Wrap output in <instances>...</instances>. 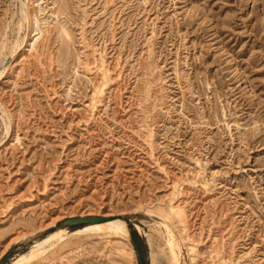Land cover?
Returning a JSON list of instances; mask_svg holds the SVG:
<instances>
[{"label":"rangeland","instance_id":"1","mask_svg":"<svg viewBox=\"0 0 264 264\" xmlns=\"http://www.w3.org/2000/svg\"><path fill=\"white\" fill-rule=\"evenodd\" d=\"M59 230L27 264H264V0H0V261Z\"/></svg>","mask_w":264,"mask_h":264},{"label":"bare ground","instance_id":"2","mask_svg":"<svg viewBox=\"0 0 264 264\" xmlns=\"http://www.w3.org/2000/svg\"><path fill=\"white\" fill-rule=\"evenodd\" d=\"M55 223L51 227L54 226ZM66 234V231L59 230L55 233L48 235L45 239L36 243L31 250L23 255H17L11 264H27L35 259L38 255L41 254L42 250H44L46 245L53 241L61 240L63 235ZM86 234L88 236L96 235V236H118L124 235L127 236L129 234L127 223L121 219H111L106 222L100 224H91L87 225L84 230L77 231L74 235ZM46 250V249H45ZM42 255V254H41Z\"/></svg>","mask_w":264,"mask_h":264},{"label":"water","instance_id":"3","mask_svg":"<svg viewBox=\"0 0 264 264\" xmlns=\"http://www.w3.org/2000/svg\"><path fill=\"white\" fill-rule=\"evenodd\" d=\"M111 219V218H110ZM109 220V218L104 217H78V218H71L63 221L60 223L59 226H66V227H79V226H87L91 224H100L103 222H106ZM58 226H55L52 229L57 228ZM137 249H140V246L137 245ZM18 255L17 252L11 253L8 256H6L3 260L0 261V264H9L10 261L15 258ZM140 259H142V255L140 254Z\"/></svg>","mask_w":264,"mask_h":264}]
</instances>
